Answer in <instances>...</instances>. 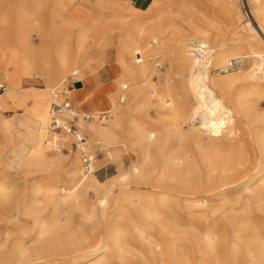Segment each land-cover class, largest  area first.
Instances as JSON below:
<instances>
[{
	"label": "bare ground",
	"instance_id": "obj_1",
	"mask_svg": "<svg viewBox=\"0 0 264 264\" xmlns=\"http://www.w3.org/2000/svg\"><path fill=\"white\" fill-rule=\"evenodd\" d=\"M86 1L94 4V7L91 5V12L81 10V4ZM236 1L212 0L216 7L227 12L233 23V32L240 37L244 31L239 24L241 14ZM248 2L254 22H247L264 31V0ZM172 7L174 9L171 12L156 11L151 17L134 15L131 18L130 14L122 15L120 9L106 8L103 0H20L13 7V15L0 16L4 25L8 24L5 22L10 18L16 17L18 20L17 46L7 44L8 33H0V83L8 85L0 95V102L21 112V116L15 113L13 119L0 115V134L4 146L0 148V162L15 165L17 168L44 171L60 163L62 153L58 142L60 146L65 144L69 134L64 131L53 132L49 128L52 94L54 91L58 93L57 86L69 78L79 83L81 75L75 62L84 45L91 41L90 35L102 33L105 36L112 30L117 34L119 46L116 66L121 75L114 84L116 99L109 102L105 112L86 114L77 112L74 108L73 111L80 118L85 115L93 119L91 122L79 119L77 125L80 132L86 129L91 138L97 137L105 142L117 137L133 110L154 107L159 115L158 123L150 127L135 120L128 122V141L140 147L142 163L130 170L129 176L134 183L123 182L128 181V178L124 179L112 194L115 195L116 202L124 203L117 210L120 212L119 217L128 220L134 228L133 235L137 237L134 242L139 246L145 244L150 253L152 261L148 262L145 256H141L145 262L139 264H192L179 263V245L177 239L173 238L177 224L169 219L167 229L166 221L163 223V217H160L161 211H173L180 200L177 198L178 193L169 187V183H179L191 178V172L196 173L198 181L208 186V196L224 195L221 192L222 187L243 186L249 197L257 201V208L264 210V161L261 159V155H264V132L259 133L252 129L254 124L262 120L263 115L258 112L256 100L264 94L258 82L264 79V53L254 51L253 45L249 43L246 49L250 51L249 58H254L249 61L250 66L244 70L240 67L238 72L231 74L214 76L212 67L220 66L222 69L231 59L248 58L243 55L244 49L234 46L238 39L231 45L234 47L226 50L222 44L212 41V25L207 18L195 13L193 17L182 18L185 7ZM94 12H98L97 16L93 15ZM73 20H79L80 23L76 24ZM43 24L48 25L45 45L51 46L50 54L46 52L45 45L39 51L33 50L29 41L30 33L38 34ZM146 24L150 28L148 32L143 29ZM168 32L172 34V41L175 42L174 60L187 72L184 84L192 97L193 105L190 110H187L188 101L183 96L175 95L174 90L178 88H174L171 81L158 86L151 79L153 70L148 60L150 56L145 54L153 52L157 46L164 48L168 40L164 41L162 38ZM191 35L196 36L190 37ZM103 38L102 36L101 41ZM4 49L10 51L9 57L3 53ZM15 64L27 73L40 69L46 80V88L38 90L20 87V80L11 76L8 71ZM160 66L155 63L157 69H161ZM164 77H169V74L164 73ZM139 79L141 81L138 82ZM238 82H247L249 88L233 96L232 89ZM69 94L70 90L64 89L59 93V98L70 99ZM29 100L32 101L30 105ZM118 101L125 102V106H120ZM103 114L107 115L104 120L108 117L110 119L105 125L101 122L95 124V120ZM191 116L194 120L199 119V126L184 130L183 127L188 124ZM64 117L74 118L67 114ZM236 120L247 131V138L239 142L235 140ZM81 138L79 133L75 135L77 141ZM18 139L22 142L21 146L15 144ZM190 145L195 147L196 154L191 151ZM79 147L81 149L82 145ZM68 168L67 187L44 188L36 184L31 190L32 195L24 202L15 201L12 190L0 184V211L8 210L10 213L13 208L18 217L27 218L29 223L26 229L20 230L21 238L18 242L9 245L7 240L1 246L6 252H0V264H50L56 260L75 261L76 264H109L110 249L117 254V259L122 260L124 258L119 254L134 247L125 234L126 230L124 233L117 225L106 235L100 232L92 233L93 235L82 233L70 242L64 252L60 251L52 257L50 239L53 230L48 214H45L47 208L52 207L55 212L61 208L80 210L86 214L83 215L85 219L90 221L96 215L93 210L88 211L90 207L88 208L86 202L87 192L92 190L100 194L104 187L97 180V176L77 178L80 173L77 157ZM120 172L117 173L118 176ZM153 179L156 185L149 187ZM252 185L255 187L252 188ZM185 193L184 197L188 199L201 197L193 192ZM182 201L189 210L192 208L190 200ZM97 205L102 211L106 210L107 203L104 198H98ZM130 207L137 212L141 221L150 220L160 228L163 236H154L144 229L146 226L136 225L135 221L128 218ZM1 212L0 223L4 221ZM153 227L150 226V229L153 230ZM202 246V253L207 255L210 262L222 263L224 260L227 263H238L235 247L232 248L228 260L224 259L219 255L217 240L207 233L203 235ZM244 258L246 263H264V241L254 237V248L246 247ZM185 261L188 262V259Z\"/></svg>",
	"mask_w": 264,
	"mask_h": 264
},
{
	"label": "rangeland",
	"instance_id": "obj_2",
	"mask_svg": "<svg viewBox=\"0 0 264 264\" xmlns=\"http://www.w3.org/2000/svg\"><path fill=\"white\" fill-rule=\"evenodd\" d=\"M155 1L156 0H152L148 8L142 9L143 13L137 11L133 12L134 15H146L147 17H151L153 13L144 12L148 11V9ZM19 2L20 0H3L2 2L0 1V15H13V7ZM236 2L238 6L237 8L241 14L239 24L241 25V29L244 31H241L243 32V34L241 33L240 37H238L236 33L233 32V23L227 12H224L216 7L212 0H160V3L156 7L154 15L156 14V11L161 12L163 10H166L171 12L174 9L172 6L183 5L185 7V12L182 13V18L193 17L194 13L207 18V21L212 25V31L210 34L212 41H215V43L217 44H222L223 48H225L226 50L231 49L234 46L244 49L242 50V52L244 53L243 55L248 57H245V64L244 66H242L243 68H241L242 70H244L247 68V66H250L249 61L254 60V58H249L250 51L246 49L247 44L251 43L254 47V51L258 53H264V31L262 29L260 31L257 26L255 28L252 23L247 22V20L244 19L243 13L241 12L242 9L240 0H237ZM95 14L97 16L98 12H94L93 15ZM121 14H130V12L128 13V11L123 10ZM72 22H75L76 24L80 23L79 20H73ZM3 23L4 22L0 19V33H8V36L6 37V42H8L7 44L17 46V18H10L7 22H5L6 24L8 23L7 25H4ZM47 27L48 25L43 24L41 29L37 32L38 34H36L35 32L30 33L29 41L33 50L39 51L46 44L45 42L47 33L45 31L47 30ZM143 29L148 32V29L150 28L146 24ZM195 36L196 35H191L190 37ZM236 38L238 39L236 45L231 46L233 43H235ZM162 39L164 41L168 40V44H166L164 48H161V46H157L153 52L145 54L146 56H150L148 60L153 70L151 79L158 86H162L163 83L168 80L171 81L174 85V88H178V90H174L175 95L177 97L183 96L188 101L187 110H190L193 105L191 99L192 97L190 96V94H188L187 88L184 84V79L187 72L186 70L180 68L179 64L174 60L176 53L173 49L176 47L175 42L172 41V34L168 32L167 34L163 35ZM46 47V52H49L51 46L47 45ZM117 47L115 48V46H112L108 50L102 52V58H104L106 61L104 64L105 68L103 69L100 67L98 71L100 70L101 72H103L107 70L108 66H113L115 64ZM3 53H5L6 57H9L10 55V51L8 49H4ZM48 54H50V52ZM91 56L93 57V59H96V57L98 56L97 51L93 49ZM77 57H79V55ZM80 61V59H76L75 64L77 69ZM155 63L161 65V69H157V67H155ZM99 64L100 62L98 61L94 65L96 66ZM226 66L227 65L221 67L222 69L219 68L220 66L212 67V74L214 76H221L231 74L233 72H238V70H240L237 69L234 71H225L224 68ZM8 71H10L11 76L17 77L20 80V87L24 89L34 88L40 90L46 88V80H44V78L42 77L40 69H36L31 73H27L18 64H15L14 66H10L8 68ZM164 73H168L169 77H164ZM74 81L75 83H78L77 80ZM139 81L141 80L139 79L138 82ZM258 82H260L259 85L262 86L260 88L261 91L264 92V79L259 80ZM0 85V87L2 88L0 90V95H2L8 85L6 83H0ZM57 87L58 93H62L64 89L67 91L70 90L69 97L70 99H72L70 101L75 111H87L85 109L77 108L76 106V108L74 107V99L71 98V95L76 93L73 91L75 87L71 78L67 79L63 84H60ZM248 88L249 86L247 85V82H238L232 89V95L235 96L236 94H239L240 92ZM120 102L121 101H118V104L120 106H125V102ZM28 103L30 105L32 104V101L29 100ZM256 103L258 104L257 109L259 108L258 112L263 115L262 120L254 124V128L252 127V129L260 133L264 132V94L256 100ZM0 106V115L3 118L13 119L15 113H18L17 115L21 116V112L16 111L11 105H3L0 102ZM106 116V114L101 115L100 118L97 119V121L95 120V124L98 125L101 122L103 125H105V122L110 119L108 117L104 120ZM157 118L159 119V115L157 114L154 107H142L135 109L133 110L129 119L125 121V125L123 126L122 130L118 132L117 137L108 142L102 141L97 137L93 139L86 129L81 130L82 132H80V129L78 128L77 133L82 135V137L84 138L83 141L79 142L75 139L74 134H69V139L65 144L60 146V143L58 142V147L61 150L60 153H62L61 161L60 163L55 164L56 166H50L49 169H46L44 171H38L35 168H17L15 165H7L4 162H0V184L12 190V198L15 201L24 202L32 195L31 190H33L36 184H40L44 186V188L57 186L63 189L67 187L69 182L68 167L75 161L76 157L79 160L80 170V173L77 174V178L83 179L90 176L83 173V153L91 154V156L93 157L95 173L91 175L97 176V180L101 183L102 186H104L100 194H96L92 190L87 192L86 202L88 208L90 207L89 209H87L88 211L93 210L96 216L89 221L84 217L86 214L84 213V215L80 210H69L61 208L57 212H55L52 207H48L45 214H48L47 216L50 219L53 230L50 239L51 255L53 258L56 254H59L60 251L64 252L70 242L73 239L77 238L80 234L85 233L88 235H93L92 233L99 234L100 232L106 235L107 232L118 225V227H120L124 233L126 230L127 233L125 234L128 235L129 241L134 247L128 248L129 250L127 252V249H125L121 254H119L120 257L124 258L122 260L117 259V254L112 252V249H110L108 252V256L110 257L109 264L143 263L145 261L141 259V256H145L148 262L152 261L149 256L150 253L148 252L145 244L139 246L138 243L136 244L134 242L137 240V237L133 235L134 231H132V229L134 228H132L130 222L119 217L120 212L117 210V207L124 206V203L116 202L115 195L112 194L119 188V184H121L124 179L126 180L128 178L127 180L129 182H123L130 184L134 183V181L129 176L131 174L130 170L134 166L142 163V154L140 147L134 144L132 145L128 141L129 137L126 131L128 128V122L130 120H135L150 127L158 123ZM79 119H81L82 121V118ZM189 120L190 121L188 122V124L184 125V130H188V127L191 126H199V119H195V121L193 116H191L189 117ZM83 121L91 122L93 121V119ZM234 122L235 131L237 132L235 140L236 142H239L247 138V131L237 120ZM57 132L61 133L62 131ZM15 144L21 146L22 142L18 139L15 140ZM79 145H82L81 149ZM1 147L4 146L2 136L0 134V148ZM190 149L193 153L196 154V149L193 145H190ZM152 157H154V155H152ZM261 159L263 162L264 155H261ZM119 172V176H123V178L118 176L117 173ZM191 174V178L184 179L179 183H169V187L171 188V190L178 193L177 198H179L180 200L178 201V204L174 206L173 211H171L172 213H165L161 211L160 214V217H163L161 219L162 222L164 223V221H166L165 225L167 224V229L170 224L169 219L171 221L174 220V222L177 224V228L175 231L176 234L173 236V238L177 239L176 242L179 245H177L179 247V263L264 264L246 263L244 258L246 247H251L252 249L254 248V237H257L258 239L264 241V210L261 211L257 208V201L249 197V195L244 191L243 186L222 187L221 192H223L224 195H219L217 197L208 196V193L206 192V190L209 189L208 186L206 187L205 183L197 180L196 173L191 172ZM155 185L156 183L153 179V181L148 186L154 187ZM251 187L253 188L255 186L252 185ZM109 189L111 191H109ZM185 192H193L197 196L201 197H199L198 199H188L184 197V194H186ZM98 198L105 199L107 203L105 211H102V208L98 207ZM182 199L190 200L192 202V208H190V210L185 206ZM1 213H3L4 215V221L0 223V252L4 253L6 252V249H2L1 246L4 245L7 240L9 242V245L14 244V242H18L21 238V235L19 234L20 230L24 228L26 229L29 223L27 218L18 217L17 211L13 208L10 213L8 212V210H5ZM128 218H130L133 222L135 221L134 223L136 225L141 224L143 226H146L144 229L149 233H153L154 236H163V231H161L160 228L152 224V221L150 220L141 221V218H139L137 212H135V210L131 207L129 208ZM137 221L138 223H136ZM150 226H154L155 228L153 227L152 230V228L150 229ZM158 229H160V231ZM53 232L55 234H53ZM206 233L207 235H211L212 238H215L217 240L219 246V255L224 259L227 258L228 260L229 256L231 255L232 248L235 247L237 249L235 251V254L237 253L236 255L238 256V263H227L224 260L222 261V263H213L208 261L207 255H204L202 253L203 235ZM186 259H188V262L185 261ZM50 264H76V262L68 260L60 262V260H56L50 262Z\"/></svg>",
	"mask_w": 264,
	"mask_h": 264
},
{
	"label": "crops",
	"instance_id": "obj_3",
	"mask_svg": "<svg viewBox=\"0 0 264 264\" xmlns=\"http://www.w3.org/2000/svg\"><path fill=\"white\" fill-rule=\"evenodd\" d=\"M1 2L3 0H0ZM152 0H103L104 6L111 10H125L130 12L131 18H133V12H142V9H146L150 6ZM91 1H86L81 4V10L86 12H91L92 6L94 4ZM160 0H156L148 11L144 13H155L157 5ZM92 5V6H91ZM113 7V8H112ZM91 9V10H90ZM3 15V14H1ZM0 15V16H1ZM99 35V34H98ZM90 35L92 38L79 53V59L81 60L78 64V70L81 75V88H75L73 91L76 94L71 95L74 100V107L85 109L87 111L79 110L80 112L90 114L95 112H105L110 101L116 98V93L114 91L115 81L121 75V71L116 66V61L113 66H108L107 70L100 73L98 69L105 68V59L102 58V52L108 50L112 46L115 48L117 45V34L114 31H109L106 35L102 33L98 36ZM101 36V37H100ZM102 36L104 37L101 41ZM116 36V37H115ZM100 38V39H99ZM93 49L97 51L98 56L93 59L92 51ZM89 61V62H88ZM100 62L99 65H94L96 62ZM85 62V63H84ZM84 64V65H83ZM136 76L138 77V72L136 71ZM112 79V80H111ZM72 80V79H71ZM75 83L74 80H72ZM72 100V99H71ZM72 105V104H71ZM75 107V108H76ZM78 110V109H77ZM89 110V111H88Z\"/></svg>",
	"mask_w": 264,
	"mask_h": 264
},
{
	"label": "built area",
	"instance_id": "obj_4",
	"mask_svg": "<svg viewBox=\"0 0 264 264\" xmlns=\"http://www.w3.org/2000/svg\"><path fill=\"white\" fill-rule=\"evenodd\" d=\"M241 3V9L245 20H249L254 22V19L252 17L251 8L249 5L248 0H240ZM245 64V58L237 57L234 59L229 60L227 66L224 68L225 71H234L238 68L244 66ZM75 84V83H74ZM2 88H0L1 90ZM63 95L66 96L64 93ZM65 99L59 98V93L57 91H54L52 94V101L50 105V125L49 128L51 131L57 132V131H64L67 134H77L78 131V125L80 115L75 113L73 111V107L71 105V99L64 97ZM65 114L74 116L73 119H69L64 117ZM82 120H89L91 117L82 115ZM83 137L79 139L78 141H83ZM83 173L86 175H91L95 173V168L93 164V157L91 154L83 153Z\"/></svg>",
	"mask_w": 264,
	"mask_h": 264
},
{
	"label": "water",
	"instance_id": "obj_5",
	"mask_svg": "<svg viewBox=\"0 0 264 264\" xmlns=\"http://www.w3.org/2000/svg\"><path fill=\"white\" fill-rule=\"evenodd\" d=\"M81 86H82L81 83H75V84H74V87H75V88H81Z\"/></svg>",
	"mask_w": 264,
	"mask_h": 264
}]
</instances>
